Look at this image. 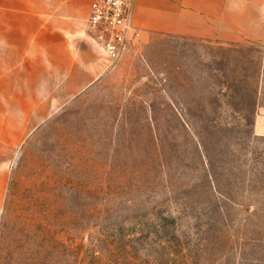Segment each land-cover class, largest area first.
I'll use <instances>...</instances> for the list:
<instances>
[{"label": "rangeland", "instance_id": "374dc122", "mask_svg": "<svg viewBox=\"0 0 264 264\" xmlns=\"http://www.w3.org/2000/svg\"><path fill=\"white\" fill-rule=\"evenodd\" d=\"M133 30L113 64L88 20L106 73L0 138V264H264V45Z\"/></svg>", "mask_w": 264, "mask_h": 264}, {"label": "crops", "instance_id": "0c3cea01", "mask_svg": "<svg viewBox=\"0 0 264 264\" xmlns=\"http://www.w3.org/2000/svg\"><path fill=\"white\" fill-rule=\"evenodd\" d=\"M92 2L0 0V138L22 142L29 110L43 111L42 122L45 111L60 110L106 73L107 60L87 35ZM134 27L143 38L158 33L264 45V0H135ZM254 131L264 136V110ZM4 175L0 170V199Z\"/></svg>", "mask_w": 264, "mask_h": 264}, {"label": "built area", "instance_id": "2783aa9c", "mask_svg": "<svg viewBox=\"0 0 264 264\" xmlns=\"http://www.w3.org/2000/svg\"><path fill=\"white\" fill-rule=\"evenodd\" d=\"M135 0H93L89 24L110 62L126 52L133 33Z\"/></svg>", "mask_w": 264, "mask_h": 264}]
</instances>
